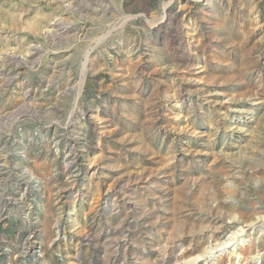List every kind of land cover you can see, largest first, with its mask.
Segmentation results:
<instances>
[{
  "label": "rangeland",
  "instance_id": "rangeland-1",
  "mask_svg": "<svg viewBox=\"0 0 264 264\" xmlns=\"http://www.w3.org/2000/svg\"><path fill=\"white\" fill-rule=\"evenodd\" d=\"M263 240L264 0H0V264Z\"/></svg>",
  "mask_w": 264,
  "mask_h": 264
},
{
  "label": "bare ground",
  "instance_id": "bare-ground-1",
  "mask_svg": "<svg viewBox=\"0 0 264 264\" xmlns=\"http://www.w3.org/2000/svg\"><path fill=\"white\" fill-rule=\"evenodd\" d=\"M255 225H256L255 223H249L246 226L239 227L236 231H234L233 235L230 236V240L229 241H227V240L226 241H221L220 243H218V244L210 247V249H211L210 252H213L214 251V253H215V252L219 251V248H218L219 246L226 247V244H228L229 242H232L231 245H234V244H236V245H235L234 248H232V250H230L231 251V254H234L236 256V258L238 257V259L247 260L249 258L248 257V253L251 252L250 250L252 249V247L253 246L254 247L257 246L256 241H255L256 238L255 237L254 238H251V232H249V234H248V236L250 237L249 238V241L245 237H242V235L244 234L243 232H244L245 228L249 227L246 230H250L251 228L252 229H255V228H257V226H255ZM239 233H242V235H240ZM262 242L264 243V240ZM262 242L260 244H262ZM238 245H240L239 248H238ZM252 252H253V249H252ZM212 254L213 253H211V254H209V255L206 256V258H207V264H214V262H212V259H213L211 257ZM209 256H210V258H208ZM252 258L255 259V258H257V256L256 255H253ZM198 260H199L198 258H194L191 261L192 263H190V264H195L196 262H198Z\"/></svg>",
  "mask_w": 264,
  "mask_h": 264
}]
</instances>
